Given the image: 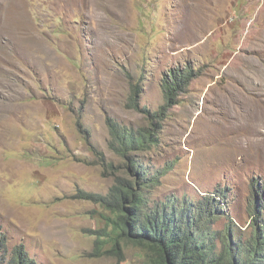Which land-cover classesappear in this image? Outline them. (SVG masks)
I'll use <instances>...</instances> for the list:
<instances>
[{
	"label": "rangeland",
	"instance_id": "374dc122",
	"mask_svg": "<svg viewBox=\"0 0 264 264\" xmlns=\"http://www.w3.org/2000/svg\"><path fill=\"white\" fill-rule=\"evenodd\" d=\"M187 68L157 141L129 159L157 174L152 201L210 195L246 230L249 186H264V0H0L6 259L146 263L132 246L122 260L94 252L105 210L81 194L126 175L107 120L153 129L162 82Z\"/></svg>",
	"mask_w": 264,
	"mask_h": 264
},
{
	"label": "trees",
	"instance_id": "16d2710c",
	"mask_svg": "<svg viewBox=\"0 0 264 264\" xmlns=\"http://www.w3.org/2000/svg\"><path fill=\"white\" fill-rule=\"evenodd\" d=\"M193 76L188 68L169 72L161 85L164 105L148 119L153 129L131 130L107 120L111 147L128 159L127 172L117 178L105 196L81 194L105 210V228L95 240L94 252L111 253L122 260V246L127 245L144 252L145 264H264V186H249L251 222L242 230L210 195L201 196L198 202L186 196L176 201H152L150 194L159 183L157 174L129 159L157 141L155 135L162 131L157 123L168 117L169 108L187 91ZM222 216L227 222L217 230L213 225ZM105 244H109L107 250ZM5 246L0 238V264H35L22 249L6 259Z\"/></svg>",
	"mask_w": 264,
	"mask_h": 264
}]
</instances>
